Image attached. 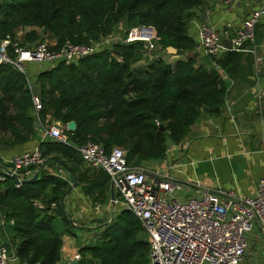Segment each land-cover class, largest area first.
<instances>
[{"label":"trees","instance_id":"1","mask_svg":"<svg viewBox=\"0 0 264 264\" xmlns=\"http://www.w3.org/2000/svg\"><path fill=\"white\" fill-rule=\"evenodd\" d=\"M206 1L0 0V40H13L20 28L29 27L22 43L48 38L53 49L66 40L84 44L105 37L119 25L144 24L155 28L165 56L171 55L166 51L168 46L180 56L173 62L155 58L140 68L135 64L142 57L141 42L117 43L76 63H53L37 74L40 121L49 115L63 125L76 123L74 131L65 130L68 143L41 141L42 157L58 161L82 193L94 201H109V176L103 170L89 173L84 169L77 145L92 140L106 150L121 147L130 166L162 159L169 144L177 146L184 141L201 114L221 112L226 96L222 72L230 79L255 84L256 76L248 63L250 53L225 51L210 58L212 67L196 64L193 55H183L197 46L188 33V23L193 11ZM32 93L25 74L0 65L2 144L20 145L34 138ZM68 188V181L44 168L36 179L24 180L20 186L11 176L0 183V212L21 262L56 264L59 260L61 235L71 229L62 203ZM120 206L110 222L100 223L102 230L95 240L79 249L81 259L74 264H148L149 246L142 224Z\"/></svg>","mask_w":264,"mask_h":264},{"label":"built area","instance_id":"2","mask_svg":"<svg viewBox=\"0 0 264 264\" xmlns=\"http://www.w3.org/2000/svg\"><path fill=\"white\" fill-rule=\"evenodd\" d=\"M238 1L224 0L227 5ZM263 14L264 6L253 8L232 36L227 32L220 34L214 25L201 22L194 50L202 48L210 58H217L228 50L243 51L254 54L256 61L261 62L263 57L257 55L255 28ZM222 39L231 42L230 49L222 45ZM158 41L155 28L144 24L119 31L115 29L105 37L90 39L84 44L66 40L60 47L53 49L48 46L47 39L24 44L16 36L13 40H0V65H10L25 74L28 88L32 90L27 72L29 64L45 70L49 64L51 66L59 61L76 63L83 57L106 48L111 49L117 43L133 42H141L143 46L142 57L138 61L147 62L165 58ZM111 54L118 61L121 60L120 56ZM188 54L185 52L183 55ZM258 93L259 98L264 96V90ZM31 101L35 120L40 124L44 136L68 143L66 124L51 120L49 115L41 122L38 116L42 109L39 95L32 93ZM76 149L85 164L108 174L109 185H112L115 196L113 206L121 204L141 222L149 246L148 264H244L245 261L247 264H264V178L260 180L254 194L245 197L223 188L191 195L187 193L189 187L173 180L168 171L152 172L149 176L145 171L151 170L144 166L128 165L126 150L121 147L113 146L106 150L102 144L87 140L77 145ZM44 160L39 146L3 158L0 183L7 176L13 178L16 175V186H20L22 181L31 179L34 174L38 175L39 170L46 167L43 166ZM52 174L69 181L70 174L61 165ZM109 202L111 205L110 199ZM96 206L99 209L100 204ZM112 219L113 216L107 222ZM250 235L252 239H249ZM257 251L262 253V258L255 261ZM80 259L81 255L74 257L76 261ZM9 260V249L0 242V264H9Z\"/></svg>","mask_w":264,"mask_h":264},{"label":"crops","instance_id":"3","mask_svg":"<svg viewBox=\"0 0 264 264\" xmlns=\"http://www.w3.org/2000/svg\"><path fill=\"white\" fill-rule=\"evenodd\" d=\"M258 6H264V0H239L231 5H227L224 0H208L193 11L188 23V33L198 42L199 25L201 22H207L214 25L220 34L227 32L232 36L251 10ZM120 26L115 28L116 31H119ZM29 29L20 28L17 31L16 36L20 41ZM255 43L257 55L263 57L259 63L254 54L250 53L248 57V63L256 76L255 84L241 79H230L222 72L226 96L221 112L214 116L201 114L180 145L169 144L162 159L148 160L138 166L151 170L150 173L168 171L173 180L189 187L187 193L191 195L205 191L213 192L218 188L234 190L239 197L254 194L260 180L264 178V96L258 97V91L264 90V75L258 76L264 66V14L256 29ZM190 55H193L196 64L215 66L202 48H196ZM178 57L180 56L171 54L168 61L173 62ZM136 63L146 64L145 60ZM41 69L33 64L27 65L29 81L35 95L39 94L36 77ZM30 111L34 115L33 111ZM46 139L49 138L44 136L37 122L35 136L31 141L12 146L0 142V169L4 166L3 158L38 146ZM83 167L89 173L94 172L87 164ZM58 168L59 163L44 167L48 173H54ZM68 180L70 188L63 196V204L70 225L74 228L70 226L68 233H62V248L56 264H74L80 261L74 260V257L80 255L79 249L95 240L94 237L101 232V224H97L96 220L101 218L100 214L104 213L107 204L100 203L99 200L94 201L91 195H84L77 183L74 186L75 180L69 175ZM96 204H100L99 209ZM114 210L113 207L109 212L114 213ZM6 228L2 222L0 238L1 243L9 249V264H22L18 258H13L10 232ZM261 258L262 255L258 253L255 261Z\"/></svg>","mask_w":264,"mask_h":264},{"label":"water","instance_id":"4","mask_svg":"<svg viewBox=\"0 0 264 264\" xmlns=\"http://www.w3.org/2000/svg\"><path fill=\"white\" fill-rule=\"evenodd\" d=\"M41 32H42V33H45V32H46V29L43 28V29L41 30ZM221 43H222V45H224L226 48H228V49L231 48V42H230L228 39H222V40H221ZM166 51H167L168 54H172V55H174V54L176 53V49H175L174 47H172V46H168V47L166 48ZM263 75H264V66H262V68H261L260 71L258 72V76H259V77H261V76H263ZM204 109H207V106H205ZM36 125H37V122L34 121L33 126H36ZM66 128H67V130H69V131H74V130L76 129V123H75V121H69V122L66 124ZM56 163H59V162L56 161V160H54V159L51 160L50 162H48L47 160H44V162H43V166H45V165H46V166H51V165H55ZM145 173H146L147 175L151 176L150 172L145 171ZM37 176H38L37 174H34V176H33L31 179H29V180H34V179L37 178ZM13 178H14V181H15V182H18L16 175H13ZM74 186H76V182H74ZM109 198H110L111 203L113 204L114 199H115V196H114V190H113V187H112L111 184L109 185ZM62 203H63V200H62ZM1 225H2V217H1V212H0V230H1ZM0 242H1V238H0ZM12 252H13V258H16L13 249H12Z\"/></svg>","mask_w":264,"mask_h":264},{"label":"rangeland","instance_id":"5","mask_svg":"<svg viewBox=\"0 0 264 264\" xmlns=\"http://www.w3.org/2000/svg\"><path fill=\"white\" fill-rule=\"evenodd\" d=\"M124 28V26L122 25V26H120V29H123ZM165 59H167L168 60V56H165ZM148 62V61H147ZM170 62V61H169ZM147 64V63H146ZM146 64H142V63H139V64H135L137 67H140V68H144V66L146 65ZM37 90V88H36V86H35V91ZM100 203H101V201H99ZM107 204L105 205L106 206V210L104 211V213H102V214H100V216H101V218L100 219H97L96 220V223L98 224V223H102V222H107V220H109L112 216L114 217V213L115 212H117L120 208H121V206H120V204H115L114 206H112V205H110V202L108 201V202H106ZM109 204V205H108ZM105 206H104V208H105ZM115 208V212L113 213H110L109 212V210L110 209H112V208ZM70 220V219H69ZM59 228H62V225H60L59 226ZM71 228H74L73 226H71ZM95 238V237H94ZM249 239H252V236L250 235L249 236ZM92 240V239H91ZM94 241V239L91 241V242H93ZM90 242V243H91ZM250 245H253L252 243L250 244ZM258 246H261V243H258ZM251 251H253L252 249H251ZM257 253H258V251H257ZM262 254V253H261ZM263 257H264V254H263Z\"/></svg>","mask_w":264,"mask_h":264}]
</instances>
